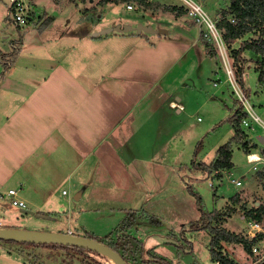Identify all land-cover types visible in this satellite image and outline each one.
<instances>
[{"label": "crops", "instance_id": "0c3cea01", "mask_svg": "<svg viewBox=\"0 0 264 264\" xmlns=\"http://www.w3.org/2000/svg\"><path fill=\"white\" fill-rule=\"evenodd\" d=\"M29 1L25 0L30 12L46 11L53 19L45 28L37 24L22 28L11 16L18 34L11 32L4 37L8 48L0 46L7 55L16 53L3 75L0 63V227H22L15 223L23 220V215L28 221L39 215L40 222L52 223L47 230L98 236L86 224L84 215L106 210L118 214V218L119 214L125 219L134 217L151 196L158 204L160 195L175 206V197L169 192L177 188V177L184 181L174 154V138L187 124L186 109L193 106L187 90L191 77L202 76L207 67L212 68L213 60L217 68L219 63L217 54L210 56L202 42L201 28L185 14L152 10L135 2L134 8L143 11L130 21L131 14L125 11L134 8H127L129 2H122L125 8L118 9L120 3L110 0L100 1L106 9L100 17L104 21L88 31H63L45 37L51 25L61 27L55 10L58 3L47 0L48 8L44 0H34L35 5ZM89 1L97 6L92 5L94 0ZM151 1L182 7L180 0ZM200 1L206 7V0ZM211 1L217 7L213 15L217 18L221 2ZM7 8L9 14V4ZM139 22L167 32L91 34L118 23ZM229 108L231 116L236 105ZM257 108L264 106L259 103ZM215 123L212 120L211 125ZM229 135L231 138L234 131ZM262 149L258 145L252 150L260 156L258 162H264ZM212 160L203 162L210 164ZM233 162L234 167L221 176L197 170L191 181L222 179L240 170L235 168L234 158ZM258 162H254L255 169ZM231 180L242 182L240 178ZM11 188L17 189V197L26 203L21 216L8 206ZM181 188L186 189V185ZM229 198L215 196L214 208H224ZM193 211L190 208V219L183 223L199 218L200 212L197 215ZM74 214L80 219L81 230L70 219ZM172 243L177 249L174 256L180 257L182 248L175 240Z\"/></svg>", "mask_w": 264, "mask_h": 264}, {"label": "rangeland", "instance_id": "374dc122", "mask_svg": "<svg viewBox=\"0 0 264 264\" xmlns=\"http://www.w3.org/2000/svg\"><path fill=\"white\" fill-rule=\"evenodd\" d=\"M44 1L45 5L49 8L47 4L48 1ZM51 1L58 3V8H55V10L59 12V19L62 23L60 28L53 24L49 29H46L45 37H53L63 31L82 34L88 31L92 25L97 24L98 21H104V19L98 18L104 16L106 10L104 9V5L100 4L101 0H94V2H92V5L96 4L97 6H91L89 0ZM74 1L76 2L73 3ZM29 2L32 3V5H35L34 0H30ZM219 2H221V9H223L229 5L230 0H219ZM49 3V5L52 4V2ZM8 4L9 0H0V46L5 48H8L9 45L8 41H3L4 37H9L11 32H16L18 34V31L12 22L11 15L8 14ZM122 7L125 8V5L122 2L117 5L118 9H121ZM115 8L116 6L113 9ZM206 8L212 16L217 14V7L212 4L211 0H206ZM142 11L143 9L141 7H136L129 11L126 9L125 12L131 14L128 20L135 21L137 16L142 14ZM31 14L33 15L29 22V28L34 27V24H37L42 28L51 24L52 20L47 22L48 17H51L48 12H31ZM65 14L66 16H64ZM185 15L188 17L187 13H185ZM39 16L41 17L39 18ZM69 19H71L70 22H68ZM63 24H66V27L63 26ZM25 27L23 26L22 28ZM24 31L25 30H20V33H23ZM9 55L6 59L11 58ZM245 56L248 58V63L245 66V83L246 86L249 85V97L256 106L258 113L264 119V108L261 110L260 108H257L259 103L264 106V88L257 84L258 72L254 70L255 60L259 56L251 52H245ZM216 57L219 61L218 68L217 63L213 60L212 68L207 67L202 76L191 77V86L188 88L186 95L187 97H193V106L186 109V114L189 116L187 124L178 130L179 132L174 138V140H176V151L174 154L181 167L186 164L190 165L194 158L197 159L198 162L212 160L213 157L216 156L217 149L230 139L229 134L234 131V128L229 121V106L232 108L235 107V105L236 107H239L240 102L236 98V93L231 84L227 81V74L223 69L222 59L218 53ZM250 68L253 69L251 70ZM1 70L2 67H0V71ZM177 80L180 81L181 79L177 78ZM215 82H217V84H215ZM212 120L216 121L213 125H211ZM259 134L264 136V128L257 126V132L250 136L249 139L252 140V142H256L260 148H264V142L259 141L257 138ZM236 146L237 145H235V147ZM254 152L256 153V151ZM161 153L163 154V150ZM233 156L236 165L235 168H240L239 171L234 170L232 174L227 173L219 180L205 179L198 182L195 181V183L191 182L194 184L196 191L201 194L204 206L209 210L213 209L216 204L217 199H215V196L228 198L239 191L249 206L258 205L260 203L264 204V162H258V169H255V163L249 162L247 159V153L238 147L235 148ZM261 168L262 170H260ZM184 170L185 168L182 169V171ZM197 170L198 168L186 170L189 174V180H192V177L195 176L194 174L199 173ZM177 178L178 180L175 183L177 188L174 192H169L175 197V202L177 203L175 206L170 205V199L163 197L162 195H160L158 204L154 203L156 198L151 196L147 199L148 202L144 203V208L135 211L136 214L134 217L126 216L127 221L131 219L135 225L139 224L136 233L145 237L144 239L148 248H154L155 251L163 257L169 259L175 258V264H210V234L206 230L184 232L186 233V239H192V246L190 244L191 242L189 243V240H185L181 236V230L183 224H185L183 222L190 219L188 218L190 208L194 209L193 214L198 215L200 211L195 196L191 194L187 188H181L185 183L181 182L179 177ZM233 178H240L243 183L236 184L231 180ZM212 184H214V186H212ZM8 203H10L8 204L10 210L12 212H19L18 216H21V207L13 205L10 201ZM116 212L121 213L118 211ZM113 214L112 212L105 210L101 213H88V215H84V218H86V224L90 225L89 228L95 229L99 233L98 237L104 238L116 226L126 222V219L122 218V214H119V216H121L119 218L118 214ZM234 214L232 215L233 217H230L231 219L228 226L232 228L231 230L243 232L240 223L243 211L238 210ZM23 216L25 217L23 220L17 221V224L15 223V225L22 226L20 228L47 230L46 228H51L52 226V223L46 224L45 222H40L39 215L33 217L29 221L25 215ZM70 219L72 220V223L77 224L76 228L81 230L82 225L80 219L77 218V215L74 214ZM62 220L65 221L64 217H62ZM167 234H169L170 237H167ZM165 238L173 239V241L169 240L166 242ZM174 240L179 244L180 248L184 249H181L180 257L174 256V254H177L176 246L172 243ZM3 242L4 241L0 242V250L8 249V246L5 245L6 243ZM24 245L29 248L34 255H37L41 260L40 262L43 264H66L65 262L61 263L55 260L56 258L61 259L65 256L66 251L63 248L44 247L42 245L31 246L30 244ZM223 245L225 250L241 264H264V239L259 243V254H257L255 258L247 255L246 251L239 244L224 243ZM185 248L188 252H184ZM190 249L192 250L189 251ZM109 263L116 264L111 259H109ZM0 264H30V262L25 257L19 256L18 253H10L6 250V252L1 251Z\"/></svg>", "mask_w": 264, "mask_h": 264}, {"label": "trees", "instance_id": "16d2710c", "mask_svg": "<svg viewBox=\"0 0 264 264\" xmlns=\"http://www.w3.org/2000/svg\"><path fill=\"white\" fill-rule=\"evenodd\" d=\"M110 0H101L105 3ZM116 3L121 2H135L140 6L149 8L152 10H170L176 12V15H182L186 13V9L178 5H162L158 2L151 0H112ZM41 16H39L40 18ZM100 18V17H98ZM218 26L223 31L224 40L228 46V49L233 57V65L236 75L240 81V84L246 94L249 96L248 86L245 83V66L248 62V58L245 56V52H251L259 56L255 60V71L258 72L257 84L264 88V0H230L227 7L220 9L218 12ZM234 19V20H232ZM52 17H48L47 22L51 21ZM191 23L195 24V21L191 19ZM42 28V27H41ZM202 42L206 45L209 55L214 57L217 54L215 46L205 39L201 35ZM9 55V54H8ZM0 48V63L4 67L1 72L2 75L6 71L10 62H13L16 53H11V58ZM247 113L243 110L242 106L236 107L235 111L229 117L234 128V135L224 144H222L216 151L214 160L210 163L196 162L195 158L192 159L190 165L186 164L181 167V177L186 184L187 190L195 196L200 216L196 220H192L187 224H184L181 230V236L185 240V231H199L206 230L210 234V252L211 262L219 260L222 264H241L237 259L231 256L224 248V243H235L243 247L250 257H254L253 245L260 241L264 237V234H260L257 238H249L243 232L234 231L224 226V221L232 216L238 210L243 211V214L247 218L255 219L258 221H264V204L249 206L246 200H243L241 193L237 192L230 197V203L224 208H214L209 210L204 206L201 194L196 191L191 179L189 180V174L186 170L196 169L208 172L210 174L215 173L217 176H221L223 171L231 170L234 167L233 154L235 145L241 147L247 154L252 153L254 148L258 145L256 142H252L249 139L247 131L242 127V118ZM264 154V149L261 150ZM185 168L184 171L182 169ZM240 203V204H239ZM239 204V205H238ZM136 214V212H135ZM139 224L133 223V220L129 219L116 226L108 235L104 238L98 237L94 233L86 232V236L99 239L110 245L117 250L128 262V264H175L174 259L161 256L154 248H148L146 245L145 237L136 233L138 231ZM140 232V231H139ZM167 237H170L167 234ZM8 252H16L19 256L25 257L30 264H43L40 262V258L34 255L24 244L42 245L51 248H63L65 256L61 259L56 258L58 262H65L66 264H110L109 258L100 253L97 250L80 247L77 245H65L60 243H48L44 241H26V240H2ZM190 243V241H189ZM191 244V243H190ZM184 250V249H182ZM180 254V253H179ZM35 258V259H33ZM253 258V259H254Z\"/></svg>", "mask_w": 264, "mask_h": 264}, {"label": "built area", "instance_id": "2783aa9c", "mask_svg": "<svg viewBox=\"0 0 264 264\" xmlns=\"http://www.w3.org/2000/svg\"><path fill=\"white\" fill-rule=\"evenodd\" d=\"M180 1L182 2V6L186 9L188 17L194 20L201 28V35L215 46L218 55L221 57L223 69L227 74V81L231 84L234 92L236 93V98L240 102L243 110L247 113L242 118V127L247 131L249 137L252 136L255 132H257V126L264 128V119L258 113L256 106L240 84L233 65V58L224 40L223 31L218 26V19L210 14L200 0ZM127 8H134V4L129 2L127 4ZM30 13V9L25 0H9V14L19 26L23 27L29 24L32 19ZM215 84H217V82H215ZM252 155L253 152L247 154L249 162L253 163L261 160V158H253ZM237 183H240V181ZM64 192H66V190ZM8 195L10 196V202L13 205L26 207L25 201L17 197V189H9ZM241 228L243 233L251 239L259 237L260 234H264V223L255 219L247 218L244 214L241 216ZM69 232L72 233L71 230ZM263 239L264 237L253 245L254 256L259 254V243ZM210 264L222 263L221 261L216 260Z\"/></svg>", "mask_w": 264, "mask_h": 264}, {"label": "water", "instance_id": "95a60500", "mask_svg": "<svg viewBox=\"0 0 264 264\" xmlns=\"http://www.w3.org/2000/svg\"><path fill=\"white\" fill-rule=\"evenodd\" d=\"M135 30L138 33H157L167 32L166 29L156 28L152 24L139 22L137 25L131 23H118L115 26H109L99 31H94L93 36L106 34L111 31L127 32ZM259 141H264V136H258ZM0 239L2 240H28V241H44L48 243H60L65 245H77L89 249H94L105 254L116 264H128L126 259L114 248L99 239L86 235L75 234L67 231H50L39 229H27L20 227H0Z\"/></svg>", "mask_w": 264, "mask_h": 264}, {"label": "bare ground", "instance_id": "6f19581e", "mask_svg": "<svg viewBox=\"0 0 264 264\" xmlns=\"http://www.w3.org/2000/svg\"><path fill=\"white\" fill-rule=\"evenodd\" d=\"M252 156H253V158H260V156L258 155V153H255V152L253 153Z\"/></svg>", "mask_w": 264, "mask_h": 264}, {"label": "clouds", "instance_id": "9594fccd", "mask_svg": "<svg viewBox=\"0 0 264 264\" xmlns=\"http://www.w3.org/2000/svg\"><path fill=\"white\" fill-rule=\"evenodd\" d=\"M258 138V137H257ZM254 153V152H253ZM254 163V162H253Z\"/></svg>", "mask_w": 264, "mask_h": 264}]
</instances>
